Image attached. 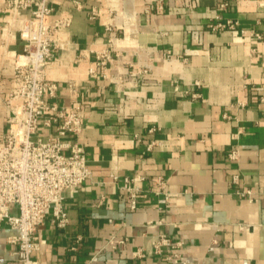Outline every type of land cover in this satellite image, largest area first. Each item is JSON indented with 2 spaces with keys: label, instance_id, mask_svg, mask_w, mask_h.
Instances as JSON below:
<instances>
[{
  "label": "crops",
  "instance_id": "crops-1",
  "mask_svg": "<svg viewBox=\"0 0 264 264\" xmlns=\"http://www.w3.org/2000/svg\"><path fill=\"white\" fill-rule=\"evenodd\" d=\"M78 1H49L50 19L69 23L46 73L59 85L61 106L79 110L77 138L91 177L66 193L65 227L52 215L39 226L35 257L40 264H264V0ZM217 15L246 31H211ZM109 46L113 57L99 69L94 51ZM23 48L6 12L0 134ZM158 176L165 202L154 192ZM126 177L140 188L136 209ZM15 232L0 223V264H21L7 241ZM161 235L179 246L158 254Z\"/></svg>",
  "mask_w": 264,
  "mask_h": 264
},
{
  "label": "built area",
  "instance_id": "built-area-1",
  "mask_svg": "<svg viewBox=\"0 0 264 264\" xmlns=\"http://www.w3.org/2000/svg\"><path fill=\"white\" fill-rule=\"evenodd\" d=\"M49 1L5 0L6 7L0 10V24L1 17L11 13L24 42L23 51L16 54L22 61H15L12 88L5 101L9 115L0 134V223L16 231L7 241L15 247L21 264H40L35 257L40 249L39 226L52 215L57 226L65 227L69 222L66 193L78 192L91 177L86 148L77 138L83 126L79 110L61 106L59 85L46 73L48 62L61 48L57 34L69 23L67 19H50L55 8ZM73 1L80 7L78 0ZM208 28L246 31L238 20L220 15L209 22ZM251 37L258 40L261 34L252 31ZM112 57V46L94 51L99 69H104ZM133 180L125 178L130 209H136L140 192L138 186L129 184ZM164 186V178L158 176L154 192L163 195L161 202L168 199ZM178 246L165 235L154 243L158 254L164 248ZM176 256L168 255L164 260L171 262Z\"/></svg>",
  "mask_w": 264,
  "mask_h": 264
}]
</instances>
